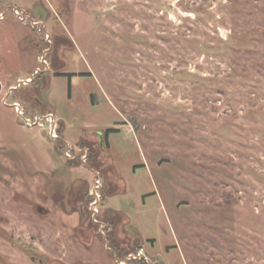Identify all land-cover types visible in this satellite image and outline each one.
Segmentation results:
<instances>
[{
  "label": "rangeland",
  "instance_id": "obj_1",
  "mask_svg": "<svg viewBox=\"0 0 264 264\" xmlns=\"http://www.w3.org/2000/svg\"><path fill=\"white\" fill-rule=\"evenodd\" d=\"M0 12V264H264V0Z\"/></svg>",
  "mask_w": 264,
  "mask_h": 264
},
{
  "label": "trees",
  "instance_id": "obj_2",
  "mask_svg": "<svg viewBox=\"0 0 264 264\" xmlns=\"http://www.w3.org/2000/svg\"><path fill=\"white\" fill-rule=\"evenodd\" d=\"M37 74H40V72H38ZM56 75H63V76H67L68 78H69V90L71 89V78H72V76H73V74L72 73H63V72H61V73H59V72H56ZM33 80H31V82H32ZM116 129H114V128H107L106 129V131H105V134H104V140L106 141V139H107V137H108V134L110 133V132H112V131H115ZM90 151H91V149H90ZM71 160H69L68 159V162H70ZM74 191V189H73V187H72V189H71V191ZM81 195V194H80ZM82 197L84 198V204L83 205H86L87 207L89 206V204L94 200V196H93V194L88 190V191H84L83 193H82ZM89 210V209H88ZM89 213L91 214L92 213V211H90L89 210ZM82 216H83V213H82ZM95 219H97V217H95ZM92 222H94L95 223V221H94V219L92 218V220H91ZM134 249H131V250H125L124 249V251L122 252V253H118V255H123L125 252H127V254H129V252L130 251H133ZM136 253L135 252H133V255H135ZM131 260H133V259H131ZM130 260V261H131ZM134 260H136V259H134ZM138 260V259H137ZM139 264H142V260H139V262H138ZM146 263V262H145Z\"/></svg>",
  "mask_w": 264,
  "mask_h": 264
},
{
  "label": "built area",
  "instance_id": "obj_3",
  "mask_svg": "<svg viewBox=\"0 0 264 264\" xmlns=\"http://www.w3.org/2000/svg\"><path fill=\"white\" fill-rule=\"evenodd\" d=\"M14 10V14L17 16V18H19L20 20H22V21H24L25 19H27V18H29V16H28V14H27V12H26V10H24V9H20V8H17V7H15V8H13ZM4 12H0V20H3L4 19ZM33 24L34 25H38V23L36 22H33ZM97 183H98V185L97 186H99V184H100V181L97 179ZM96 193H98L97 191L95 192V195H96ZM94 194H93V196H94V200L92 201V202H94L92 205H94V207H95V205L97 204V202H98V198L100 197V195H99V193L95 196ZM97 209V208H96ZM94 210L96 213H97V211L98 210ZM96 213H94L93 212V214L94 215H96ZM95 217L96 216H94V219H95Z\"/></svg>",
  "mask_w": 264,
  "mask_h": 264
},
{
  "label": "water",
  "instance_id": "obj_4",
  "mask_svg": "<svg viewBox=\"0 0 264 264\" xmlns=\"http://www.w3.org/2000/svg\"><path fill=\"white\" fill-rule=\"evenodd\" d=\"M30 81H31V79H28V80H26V81H20V82L18 83L17 87H19V86L21 85V83L25 84V83L30 82ZM1 88H2V85L0 84V90H1ZM14 88H15V87H14ZM14 88H12V89H14ZM20 113H21V112H20ZM51 118H52V116H51Z\"/></svg>",
  "mask_w": 264,
  "mask_h": 264
}]
</instances>
